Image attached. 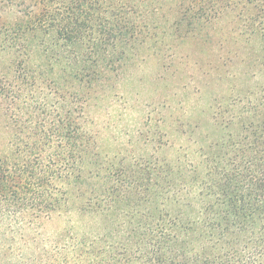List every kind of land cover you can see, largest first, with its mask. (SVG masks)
<instances>
[{
	"label": "rangeland",
	"instance_id": "374dc122",
	"mask_svg": "<svg viewBox=\"0 0 264 264\" xmlns=\"http://www.w3.org/2000/svg\"><path fill=\"white\" fill-rule=\"evenodd\" d=\"M226 1L0 0V259L113 264L103 241L149 228L191 250L183 227L264 175V10Z\"/></svg>",
	"mask_w": 264,
	"mask_h": 264
},
{
	"label": "trees",
	"instance_id": "16d2710c",
	"mask_svg": "<svg viewBox=\"0 0 264 264\" xmlns=\"http://www.w3.org/2000/svg\"><path fill=\"white\" fill-rule=\"evenodd\" d=\"M87 2L89 0H75V4L60 15L61 19L83 17ZM225 4L247 9L257 6L260 11L264 10V0H228ZM248 18L258 23L264 21V16L259 14ZM247 181L252 185L250 190L215 197L204 207L205 213L200 219L183 227L200 239L191 250L183 249L171 232L161 229L153 234L151 228L138 230L136 240L113 241L111 237L103 241L101 248L113 264H264V175H250ZM13 193L0 194V216H14ZM21 201L32 209L42 202L30 198ZM57 242L52 240L27 251L18 249L11 263L5 261L8 255L5 252L0 264H69L63 254L65 247Z\"/></svg>",
	"mask_w": 264,
	"mask_h": 264
}]
</instances>
